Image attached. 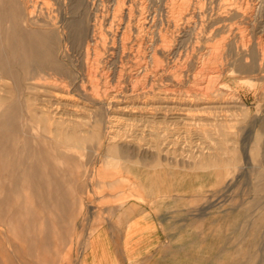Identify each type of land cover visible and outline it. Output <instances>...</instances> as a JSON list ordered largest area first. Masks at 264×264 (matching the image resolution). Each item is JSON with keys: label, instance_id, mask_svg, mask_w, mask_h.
I'll return each instance as SVG.
<instances>
[{"label": "rangeland", "instance_id": "1", "mask_svg": "<svg viewBox=\"0 0 264 264\" xmlns=\"http://www.w3.org/2000/svg\"><path fill=\"white\" fill-rule=\"evenodd\" d=\"M91 1L0 0V264H79L128 206L204 264H264V0Z\"/></svg>", "mask_w": 264, "mask_h": 264}, {"label": "crops", "instance_id": "2", "mask_svg": "<svg viewBox=\"0 0 264 264\" xmlns=\"http://www.w3.org/2000/svg\"><path fill=\"white\" fill-rule=\"evenodd\" d=\"M151 208L125 207L89 236L79 264H204Z\"/></svg>", "mask_w": 264, "mask_h": 264}, {"label": "bare ground", "instance_id": "3", "mask_svg": "<svg viewBox=\"0 0 264 264\" xmlns=\"http://www.w3.org/2000/svg\"><path fill=\"white\" fill-rule=\"evenodd\" d=\"M92 1H93V0H92ZM92 1H91V2H92ZM121 1H122V0H121ZM123 1H124V0H123ZM171 1H173V0H170V2H171ZM176 1H177V0H176ZM183 1H185V0H183ZM191 1H192V0H186L187 3H188V2L190 3ZM196 1H198V0H196ZM241 1H243V0H241ZM125 2H126V1H125ZM127 2H129V0H128ZM136 2H137V1H136ZM139 2H141V1L139 0L138 3H139ZM194 2H195V1H194ZM202 2H203V0L201 1V4H202ZM237 2H238V1H237ZM247 2H248V1H247ZM29 3H30V2H29ZM32 3H33V2H32ZM129 3H131V1H130ZM175 3H176V2H175ZM175 3H174V4H175ZM179 3H180V2H179ZM179 3H178V4H179ZM183 3H184V2H183ZM183 3H181V5H182ZM187 3H184V5L187 4ZM196 3H197V2H195V4H196ZM199 3H200V2H199ZM118 4H119V2H118ZM118 4H117V5H118ZM131 4H132V3H131ZM131 4H130L129 6H131ZM145 4H146V3H145ZM145 4H144V6H145ZM178 4H175V6H177ZM195 4H194L192 7H194V6L196 7ZM237 4H238V3H237ZM241 4H242V3H241ZM241 4H240V5H241ZM245 4H247V3L245 2ZM25 5H26V4H25ZM27 5H28V4H27ZM91 5H92V4H91ZM103 5H104V4H103ZM132 5H133V4H132ZM171 5H173V4H171ZM171 5H170V7H171ZM179 5H180V4H179ZM179 5H178V6H179ZM197 5H198V4H197ZM120 6H122V5L120 4ZM123 6H125V4H123ZM141 6H142V5H141ZM141 6L138 5V7H141ZM175 6H172V7H171L172 10H173V7H175ZM188 6H189V5H188ZM198 6H199V5H198ZM115 7H116V6H115ZM127 7H128V6H127ZM182 7H184V6H182ZM185 7H186V6H185ZM237 7H238V6H237ZM131 8H132V6H131ZM141 8H142V7H141ZM141 8H140V9H141ZM143 8H144V7H143ZM179 8H181V7L179 6ZM190 8H191V7H190ZM196 8H197V7H196ZM199 8H201V5L199 6ZM238 8L241 9V6L238 7ZM238 8H237V9H238ZM31 9H32V8H31ZM51 9H52V8H51ZM116 9L122 11V9H119V8H116ZM125 9H126V8H125ZM132 9H133V8H132ZM147 9H148V8H147ZM174 9H175V8H174ZM177 9H178V8H177ZM181 9H182V8H181ZM184 9H185V8H184ZM184 9H183V10H184ZM188 9H189V7H188ZM32 10H33V9H32ZM118 10H117V11H118ZM127 10H129V8H128ZM141 10H142V9H141ZM183 10H182V11H183ZM189 10H190V9H189ZM189 10H188V11H189ZM229 10H230V8L228 9V11H229ZM232 10H233V7H232ZM232 10H231V12H232ZM101 11H102V10H101ZM113 11H115V12L117 13L116 10H113ZM125 11H126V10H125ZM147 11H148V10H147ZM173 11H176L177 14L180 12V10L177 11L176 9L173 10ZM173 11H171V13H172ZM192 11H193V10H192ZM194 11H195V8H194ZM194 11H193V12H194ZM233 11H234V10H233ZM237 11H238V10H237ZM51 12H52V11H51ZM98 12H99V11H98ZM102 12H104V10H103ZM115 12H114V14H115ZM119 12H120V11H119ZM119 12L117 13L118 15L120 14ZM130 12H131V11L129 10L128 13H130ZM133 12H134V10H133ZM189 12H190V11H189ZM231 12H228V13H231ZM241 12H242V9H241ZM28 13L30 14V13H32V11L29 10ZM65 13H66V12H65ZM128 13H127V14H128ZM171 13H170V14H171ZM174 13H175V12H173L171 15H172V16H174V15L176 16V14H174ZM53 14H54V12H53ZM98 14H99V13H98ZM123 14H124V13H123ZM140 14H141V12H140ZM170 14H168V15H170ZM173 14H174V15H173ZM183 14H185V13H183ZM183 14H182V15H183ZM242 14H243V12H242ZM115 15H116V14H115ZM120 15H121V14H120ZM143 15H144V14H143ZM147 15H149V14H147ZM171 15H170V16H171ZM178 15L180 16L181 13H179ZM55 16H56V14H55ZM58 16H59V15H58ZM108 16H109V14H108ZM112 16H114V15H112ZM112 16H111V17H112ZM128 16H129V15H128ZM133 16H134V14H133ZM172 16L170 17V19L172 18L173 20H175V24H176V20L181 19V18H180L181 16L178 17V19H176L177 17L174 19ZM183 16H184V15H183ZM56 17H57V16H56ZM102 17H103V15H102ZM130 17H131V15H130ZM130 17H128V18H130ZM137 17L140 18V16H137ZM168 17H169V16H168ZM105 18H106V17H105ZM108 18H109V17H108ZM114 18H116V17H114ZM119 18H120V17H119ZM121 18H122V17H121ZM121 18H120V20H121ZM141 18H142V17H141ZM141 18H140V19H141ZM242 18H243V16H242ZM91 19H92V18H91ZM93 19H94V18H93ZM96 19H98V18L96 17ZM96 19H95V20H96ZM100 19H101V18H99V20H100ZM144 19H146V20H144ZM144 19H143L144 21H147L149 18H148V19H147V18H144ZM32 20H33V19H32ZM110 20H111V19H110ZM110 20H109V21H110ZM116 20H117V18H116ZM125 20H127V19H125ZM129 20H130V19H129ZM129 20H128V21H129ZM143 20H142V21H143ZM151 20H152V19H151ZM153 20H154V19H153ZM181 20H182V19H181ZM53 21H54V20H53ZM93 21H94V20H93ZM97 21H98V20H97ZM100 21H101V20H100ZM106 21H107V20H106ZM111 21H112V20H111ZM114 21H115V20H114ZM117 21H119V19H118ZM136 21H137V20H136ZM155 21H156V20H155ZM155 21H154V22H155ZM169 21H170V20H169ZM57 22H58V21H57ZM98 22H99V21H98ZM101 22H102V21H101ZM134 22H135V21H134ZM180 22H182V21H179L176 25H180V24H181ZM96 23H97V22H96ZM111 23H112V22H111ZM116 23L119 24V22H116ZM129 23H130V22H129ZM144 23H145V22H144ZM166 23H168V22H166ZM179 23H180V24H179ZM100 24H101V23H100ZM100 24H99V25H100ZM126 24H127V22H126ZM138 24H139V23H138ZM141 24H143V23H141ZM150 24H151V23H150ZM175 24H173V26H174ZM95 25H96V24H95ZM95 25H94V27H95ZM111 25H112V24H110V26H111ZM113 25H117V24H113ZM120 25H121V24H120ZM144 25H145V24H144ZM144 25H141V26L143 27ZM56 26H59V25H56ZM86 26H87V25H86ZM91 26H92V25H91ZM102 26H103V25H102ZM107 26H108V25H107ZM107 26H106V27H107ZM136 26H137V25H136ZM154 26H156V25L154 24ZM48 27H49V26H48ZM94 27H93V28H94ZM97 27H98V25H97L95 28H97ZM106 27H105V28H106ZM124 27H125V26H124ZM128 27H131V24H130V26H128ZM128 27L126 26V29H127ZM166 27H168V24H167ZM166 27H165V28H166ZM50 28H51V26H50ZM99 28H100V27H99ZM107 28H108V27H107ZM118 28H119V27H118ZM137 28H138V27H137ZM143 28H144V27H143ZM178 28H179V26H178ZM108 29H109V28H108ZM110 29H112V27H110ZM116 29H117V28H116ZM116 29H115V30H116ZM124 29H125V28H124ZM124 29H123V31H124ZM140 29H141V28H140ZM172 29H173V27H172ZM96 30H97V29H96ZM117 30H119V29H117ZM117 30H116V31H117ZM130 30H131V29H130ZM141 30H142V29H141ZM93 31H95V29H94ZM116 31H115V32H116ZM125 31H126V30H125ZM128 31H129V29H128ZM137 31H138V30H137ZM137 31H136V32H137ZM143 31H144V30H143ZM98 32H99V31H98ZM100 32H101V31H100ZM110 32H111V30H110ZM130 32L132 33V31H129V33H130ZM141 32H142V31H141ZM150 32H151V31H150ZM91 33H92V32H91ZM94 33H95V32H94ZM103 33L106 34V33L104 32V30H103ZM118 33H119V32H118ZM124 33H125V32H124ZM126 33H128V32H126ZM126 33H125V34H126ZM147 33H149V32H147ZM95 34L97 35V33H95ZM125 34H124V35H125ZM135 34H137V33H135ZM59 35H60V34H59ZM96 35H95V36H96ZM101 35H102V34H101ZM101 35H100V36H101ZM109 35H110V34H109ZM111 35H112V33H111ZM113 35H114V34H113ZM126 35H127V34H126ZM140 35H141V33H140ZM140 35H139V38H140ZM102 36H104V35H102ZM115 36H116V34H115ZM127 36H130V34L127 35ZM136 36H137V35H136ZM136 36H135V37H136ZM141 36H142V35H141ZM59 37H60V36H59ZM105 37H106V35H105ZM109 37H110V36H109ZM142 37H143V36H142ZM62 38H63V37H62ZM101 38L103 39L104 37H101ZM126 38H129V37H126ZM126 38H125V40H126ZM105 39H107V38H105ZM105 39H104V40H105ZM123 39H124V37H123ZM129 39H130V38H129ZM131 39H132V36H131ZM167 39H168V38H167ZM61 40H62V39H61ZM95 40H96V39H95ZM127 40H128V39H127ZM127 40H126V41H127ZM141 40H142V39H141ZM87 41H88V40H87ZM97 41H98V40H97ZM109 41H110V40H109ZM113 41H114V40H113ZM121 41H122V40H121ZM126 41H124V43H125ZM128 41H129V40H128ZM138 41H139V40H138ZM148 41H151V40H148ZM163 41H166V40H163ZM169 41H170V40H169ZM89 42H90V41H89ZM114 42H115V41H114ZM145 42H146V41H145ZM145 42H144V43H145ZM61 43H62V42H61ZM97 43H98V42H97ZM97 43L95 42L94 45H96ZM100 43L102 44V47H103V43H102V41H101ZM105 43H106V41H105ZM115 43H116V42H115ZM133 43H134V41H133ZM139 43H141V42H139ZM144 43H143V44H144ZM150 43H151V42H150ZM165 43H166V42H165ZM165 43H163V44L165 45ZM168 43H170V42H168ZM129 44H130V43H129ZM148 44H149V42H148ZM151 44H152V43H151ZM61 45L63 46V44H61ZM97 45H98V44H97ZM105 45H106V44H105ZM110 45H111V43H110ZM127 45H128V44H127ZM137 45H138V43H137ZM140 45H141V44H139V46H140ZM238 45H239V44H238ZM244 45H245V44H244ZM107 46H109V45H107ZM112 46H115V45L112 44ZM128 46H129V45H128ZM146 46H148V45H146ZM154 46H155V45H154ZM162 46H163V45H162ZM162 46H161V47H162ZM60 47H61V46H60ZM87 47H88V46H87ZM87 47L85 48V50L87 49ZM95 47H96V46H95ZM99 47H100V46H98V48H99ZM104 47H106V46H104ZM123 47H124V45H123ZM144 47H145V46H144ZM161 47H160V48H161ZM82 48H83V47H82ZM131 48H132V46H131ZM133 48H134V47H133ZM140 48H141V47H140ZM140 48L138 47V49H140ZM146 48H147V47H146ZM156 48H159V47H156ZM156 48H155V50H156ZM94 49H96V48H94ZM99 49H100V48H99ZM99 49H98V50H99ZM103 49H104V48H103ZM147 49H148V48H147ZM151 49H152V48H151ZM153 49H154V48H153ZM153 49H152V50H153ZM165 49H167V48H165ZM87 50H88V49H87ZM87 50H86V51H87ZM98 50H97V51H98ZM117 50H119V49L117 48ZM122 50H123V49H122ZM124 50H125V49H124ZM129 50H131V49L129 48ZM140 50H142V49H140ZM155 50H154V51H155ZM163 50H164V49H163ZM163 50H162V51H163ZM259 50H260V49H259ZM88 51H89V50H88ZM88 51H87V54H88ZM100 51H101V49H100ZM105 51H107V50H105ZM109 51H110V50H109ZM126 51H127V50H126ZM131 51H132V50H131ZM131 51H130V52H131ZM136 51H137V49H136ZM136 51H135V52H136ZM142 51H144V50H142ZM148 51H149V50H148ZM102 52H103V51H102ZM110 52H111V51H110ZM118 52H119V51H118ZM123 52H125V51H123ZM123 52H121V53H123ZM137 52H140V51L138 50ZM145 52H146V51H145ZM145 52H144V53H145ZM155 52H156V51H155ZM168 52H169V51H168ZM61 53H62V51H61ZM98 53H99V52H98ZM140 53H141V52H140ZM219 53H221V52H219ZM219 53H218V54H219ZM262 53H263V52H262ZM96 54H97V53H96ZM96 54H95V55H96ZM124 54H125V53H124ZM134 54H135V53H134ZM138 54H139V53H138ZM150 54H151V53H150ZM167 54H168V53H167ZM169 54H170V53H169ZM216 54H217V53H216ZM216 54H215V55H216ZM231 54H232V53H231ZM231 54H230V55H231ZM98 55H100V54H98ZM103 55H104V54H103ZM112 55H113V54H112ZM140 55H141V54H140ZM144 55H145V54H144ZM152 55H153V54H152ZM165 55H166V53H165ZM219 55H220V54H219ZM263 55H264V54H263ZM58 56H59V55H58ZM148 56H149V55H148ZM148 56H147V57H148ZM153 56H154V55H153ZM155 56H156V55H155ZM220 56H221V55H220ZM222 56H223V55H222ZM231 56H232V55H231ZM86 57H87V56H86ZM86 57H85V58H86ZM99 57H100V56H99ZM129 57H130V55H129ZM136 57H137V56H136ZM140 57H141V56H140ZM213 57H214V56H213ZM65 58H66V57H65ZM94 58H97V61L100 60V58H99V60H98V57H97V56H95ZM143 58H145V57H143ZM107 59H108V58H107ZM109 59L111 60V58H109ZM134 59H135V58H134ZM134 59H133V60H134ZM217 59H218V58H216V60H217ZM64 60H65V59H64ZM90 60H91V59H90ZM93 60H95V59H93ZM68 62H69V61H68ZM92 62H93V61H92ZM85 63L87 64L86 61H85ZM95 63H96V62H95ZM109 63H110V62H109ZM70 64H71V63H70ZM93 64H94V62H93ZM96 64H97V63H96ZM98 64H99V63H98ZM89 65H90V62H89ZM89 65H88V67H89ZM99 65H101V64H99ZM102 65H105V64H102ZM94 66L96 67V66H98V65H94ZM86 67H87V66H86ZM99 67H100V66H99ZM99 67L97 68V71H98V72H99ZM77 68H78V67H77ZM80 68H81V67H80ZM80 68H79V69H80ZM92 68H93V67H92ZM100 68H101V67H100ZM102 68H103V67H102ZM87 69H89V68H87ZM91 70H92V69H91ZM94 71H95V70H94ZM132 71H133V70H132ZM132 71L130 70L129 72H132ZM138 71H139V70H138ZM87 72H89V70H87ZM91 72H92V71H91ZM102 72H103V71H102ZM44 74H45V73H44ZM86 74H87V73H86ZM88 74H89V73H88ZM91 74H92V73H91ZM137 74H138V73H137ZM137 74H135V76H136ZM50 75H51V74H50ZM102 75H103V74H102ZM46 76H47V75H46ZM52 76H53V75H52ZM55 76H56V74H55ZM89 76H91V75L89 74ZM62 77H63V76H62ZM104 77H105V76H104ZM60 78H61V77H60ZM97 78H98V77H97ZM35 80H36V79H35ZM38 80H39V79H38ZM47 80H48V79H47ZM49 80H52V81H51L52 83H53V81H54V80L51 79V78H50ZM49 80H48V81H49ZM96 80H97V79H96ZM112 80H114V79H112ZM39 81H40V80H39ZM102 81H103V80H102ZM102 81H101V82H102ZM44 82H45V81H44ZM54 82H55V81H54ZM45 83H46V82H45ZM45 83H44V84H45ZM52 83H46V84H48V85L51 84V85H52ZM81 83L84 84L83 82H80V84H81ZM97 83H99V85H100V82H97ZM104 83H105L104 85H106V82H104ZM53 84L55 85L56 83H53ZM57 84H58V83H57ZM60 84H61V83H60ZM60 84H59V85H60ZM93 84H94V83H93ZM93 84H92V85H93ZM113 84H115V82H114ZM62 85H63V84H62ZM95 85H96V84H95ZM95 85H94V86H95ZM102 85H103V82H102ZM81 86L84 87L85 84H84V85H81ZM97 86H98V85H97ZM97 86H96V88H97ZM113 86H114V85H113ZM58 87H59V86H58ZM60 87H62V86H60ZM68 87H69V86H67V88H68ZM70 87H71V86H70ZM62 88H64V86H63ZM87 88H88V87H87ZM100 88H101V86H99L98 89L100 90ZM112 88H113V87H112ZM112 88H110V89L112 90ZM119 88H120V87H119ZM136 88H137V87H136ZM106 89H108V88H106ZM117 89H118V87H117ZM85 90H86V89H85ZM85 90H84V91H85ZM90 90H91V89H90ZM90 90H89V92H90ZM95 90H96V89H95ZM95 90H94V92H95ZM99 90H97V91L99 92ZM101 90H102V89H101ZM104 90H105V88H104ZM132 90H133V89H132ZM134 90H135V89H134ZM66 91H67V90H66ZM69 91H70V90H69ZM91 91H92V90H91ZM102 91H103V90H102ZM105 91H106V90H105ZM137 91H138V90H137ZM139 91H140V90H139ZM142 91H143V90H142ZM52 92H53V91H52ZM85 92H86V91H85ZM87 92H88V90H87ZM87 92H86V93H87ZM98 92H97V93H98ZM103 92H104V91H103ZM116 92L119 93V90L116 91ZM116 92H114V93H116ZM131 92H132V91H131ZM133 92H135V91H133ZM53 93L55 94V91H54ZM57 93H58V92H57ZM72 93H73V92H72ZM74 93H75V92H74ZM100 93H101V91H100ZM100 93H98V94H100ZM109 93L112 94L113 92H109ZM135 93H136V92H135ZM141 93H142V92H141ZM76 94H77V93H76ZM89 94H90V93H89ZM102 94H103V93H102ZM106 94H107V93L104 92V95H105V96H106ZM136 94H137V93H136ZM142 94H143V93H142ZM65 95H66V94H65ZM93 95H94V94H93ZM95 95H96V93H95ZM107 95H108V94H107ZM113 95H114V94H113ZM55 96H56V95H55ZM81 96H82V95H81ZM96 96H97V95H96ZM96 96L90 98V100L93 101L92 104H95V103H96V104H98V105H102V101H103V100H102V97H103V96H102L101 98H100V97H96ZM100 96H101V95H100ZM105 96H104V97H105ZM114 96H115V95H114ZM117 96H118V95H117ZM104 97H103V98H104ZM82 98H83V96H82ZM115 98H116V96H115ZM61 99H62V98H61ZM83 99L85 100L86 98H83ZM86 100H87V99H86ZM86 100H85V101H86ZM104 101H105V99H104ZM87 102H88V100H87ZM89 103H91V102L89 101ZM53 105H54V104H53ZM105 105H106V104H105ZM55 106H56V105H55ZM43 108H44V107H43ZM103 109H104V107H103ZM106 109H107V108H106ZM106 109H105V110H106ZM111 109H112V108H111ZM94 110H95V109H94ZM53 114H55V111H53ZM53 114H52V115H53ZM52 117H53V116H52ZM108 118H109V117H108ZM113 118H114V116H113ZM59 119H60V118H59ZM59 119H57V120H59ZM61 119H62V118H61ZM62 120H63V119H62ZM112 120H113V119H112ZM116 120H117V119H116ZM57 122H58V121H57ZM75 123H76V122H75ZM112 123H113V122H112ZM64 125H65V124H64ZM112 125H113V124H112ZM113 126H114V125H113ZM105 128H107V127H105ZM109 129H110V128H109ZM101 132H102V131H101ZM107 132H109V131H107ZM107 132H106V133H107ZM105 135H106V134H105ZM105 135H104V136H105ZM109 135H111V134H109ZM104 138H105V137H104ZM112 138H113V137H112ZM108 139H109V138H108ZM110 139H111V138H110ZM108 141H109V140H108ZM105 155H106V154H105ZM107 156H108V155H107ZM93 171H94V170H93ZM93 171H92V174H93ZM92 174L90 173L91 177H92ZM2 226H3V225H2ZM3 227H4V226H3ZM3 227H2V229H3ZM0 229H1V227H0ZM2 229H1V231H2ZM4 231H5V230H4ZM5 234H6V233H5ZM5 234H4V236H6ZM4 239H5V237H4ZM6 239L8 240V238H6ZM6 243H7V242H6ZM6 245H8V244H6ZM9 245H10V244H9ZM10 247H11V246H10ZM9 250H10V249H9ZM10 251H11V250H10ZM14 256H15V255H14ZM15 257H16V256H15ZM17 259H18V258H17ZM19 262H20V261H19ZM20 263H21V262H20Z\"/></svg>", "mask_w": 264, "mask_h": 264}]
</instances>
